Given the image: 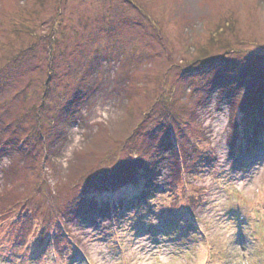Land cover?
Listing matches in <instances>:
<instances>
[{"label":"rangeland","instance_id":"obj_1","mask_svg":"<svg viewBox=\"0 0 264 264\" xmlns=\"http://www.w3.org/2000/svg\"><path fill=\"white\" fill-rule=\"evenodd\" d=\"M263 124L264 0H0V264H264Z\"/></svg>","mask_w":264,"mask_h":264},{"label":"trees","instance_id":"obj_2","mask_svg":"<svg viewBox=\"0 0 264 264\" xmlns=\"http://www.w3.org/2000/svg\"><path fill=\"white\" fill-rule=\"evenodd\" d=\"M262 127V129L260 130L261 131V134H264V124L261 126ZM258 137H261V136H259V135H257ZM63 234H64V232H63Z\"/></svg>","mask_w":264,"mask_h":264}]
</instances>
